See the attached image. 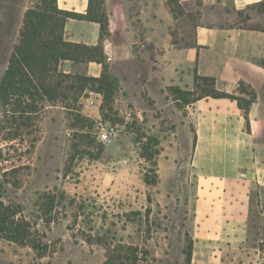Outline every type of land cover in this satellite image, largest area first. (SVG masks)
I'll return each mask as SVG.
<instances>
[{
    "label": "rangeland",
    "instance_id": "obj_1",
    "mask_svg": "<svg viewBox=\"0 0 264 264\" xmlns=\"http://www.w3.org/2000/svg\"><path fill=\"white\" fill-rule=\"evenodd\" d=\"M103 1L107 13L122 0ZM130 1L129 31L115 34V57L105 59L107 74L117 81L113 107L118 120L92 117L97 102L87 98H98L99 108L102 96L90 91L75 105L71 99L39 101V111L25 124L20 117L3 114L0 106V199L18 203L49 243L47 256L37 259L30 248L0 238V264H104L107 246L120 244L139 248L136 264H187L194 195L191 138L183 133L178 136L184 154L166 189L144 184L141 178L150 166L139 154L148 138L172 142V132L177 127L184 129L182 115L187 110L182 99L174 102L178 117L170 120L150 94L166 92L172 101L170 87L194 91V28L201 15L198 8H186L178 0ZM31 3L0 0V79L18 40L23 13ZM231 22L264 28V6L235 14ZM194 93L188 98L199 91ZM238 96L249 99L246 94ZM144 103L148 110L140 117L130 111ZM73 109L90 117L93 127L80 129ZM107 122L121 126L122 132L103 144L96 125ZM100 144L103 150L99 153ZM55 190H63L66 197L57 199L51 215L55 221L47 224L39 218V198ZM88 234L93 235L90 242L86 241ZM117 253H111L113 259ZM115 262L126 264L128 260ZM221 264H264V186L250 189L246 243L225 249Z\"/></svg>",
    "mask_w": 264,
    "mask_h": 264
},
{
    "label": "crops",
    "instance_id": "obj_2",
    "mask_svg": "<svg viewBox=\"0 0 264 264\" xmlns=\"http://www.w3.org/2000/svg\"><path fill=\"white\" fill-rule=\"evenodd\" d=\"M178 2L186 8H198L201 15L200 23L194 28V71L213 77L218 90L237 94L239 83H243L256 93L248 110V129L236 100L205 96L186 104L187 112L182 115L184 129L177 127L176 132H172V142L162 138L158 144L160 152L155 157L157 184L166 189L184 154L185 146L179 143L178 136L183 133L185 138H191L189 166L194 177V195L190 264H221L225 249L246 243L250 189L264 186V29L241 27L231 22L235 14L256 7L264 0ZM130 3V0L116 2L107 11L108 30L112 34L104 38L103 48L108 61H112L117 51L115 34L129 31L126 21ZM57 5L84 13L87 0H57ZM65 34L71 41L94 45L99 39V26L70 19L65 25ZM59 69L99 77L103 66L95 61L63 60ZM158 94H150L156 106L162 109L164 116L176 120L179 112L174 106L176 100L166 98V92ZM89 99L97 102L92 108V117L100 118L99 99ZM120 110L123 112L122 108ZM131 110L140 117L148 107L144 103Z\"/></svg>",
    "mask_w": 264,
    "mask_h": 264
},
{
    "label": "trees",
    "instance_id": "obj_3",
    "mask_svg": "<svg viewBox=\"0 0 264 264\" xmlns=\"http://www.w3.org/2000/svg\"><path fill=\"white\" fill-rule=\"evenodd\" d=\"M103 3V0H87L86 10L81 13L59 8L57 0H32L23 13L18 40L12 48L0 79V106L3 114L20 117L23 122L21 124H25L26 119L31 120V115L39 111L41 106L38 105L39 101L53 102L56 99L63 101L71 99L75 105L80 97H86L87 91H90L102 96L99 107L102 119L111 122L118 120V113L113 107L118 87L117 81L107 74L105 64L103 40L110 37L112 33L108 30V16ZM260 5L264 6V3ZM70 19L98 24V42L94 45H87L69 40L65 34V25ZM63 60L75 63L95 61L102 64L103 71L99 77L82 73H65L59 69V63ZM194 88V91L178 87H170V90L174 94V100L182 99L184 105L205 96L236 100L238 107L244 113L246 128H249L248 110L256 97L254 89L249 85L239 83L238 93L249 96V99H242L238 93L216 89L213 77L201 76L194 71ZM195 90L199 93L189 99L188 96L195 94ZM66 104H68L66 107L70 108V104ZM73 110L76 111L74 119L80 129L93 127L90 117ZM119 122L124 123L123 119H119ZM158 144V139L150 137L147 144L140 147L142 149L140 157L145 159L150 166V169H146L142 175L143 182L148 186H155L158 182L155 159L160 152ZM102 150L101 145L99 153ZM65 197L63 190L43 193L39 198V218L47 224L55 221L51 215L57 208V199ZM70 201L75 202V198H71ZM71 236L74 237V234L72 233ZM92 236L88 234L86 241L90 242ZM0 238L30 248L37 259L47 256L49 243L45 241V235L36 228V222L27 219L22 214V208L18 203H5L0 199ZM187 246L186 262L190 264L191 239ZM107 248V258L104 264H116L115 260L122 262L124 258L128 260L126 264H136L139 260L137 246L120 244L117 247L109 245ZM122 251H125V256H122ZM113 252H118L116 259L111 256Z\"/></svg>",
    "mask_w": 264,
    "mask_h": 264
},
{
    "label": "built area",
    "instance_id": "obj_4",
    "mask_svg": "<svg viewBox=\"0 0 264 264\" xmlns=\"http://www.w3.org/2000/svg\"><path fill=\"white\" fill-rule=\"evenodd\" d=\"M96 129L97 138L103 144H108L111 141L115 140L122 132L121 126L109 122L105 124L99 123L98 125H96Z\"/></svg>",
    "mask_w": 264,
    "mask_h": 264
}]
</instances>
